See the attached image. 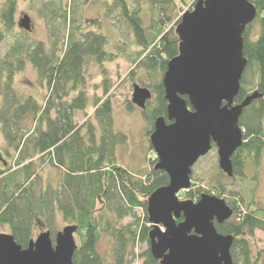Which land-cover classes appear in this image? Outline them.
Wrapping results in <instances>:
<instances>
[{"label":"trees","instance_id":"16d2710c","mask_svg":"<svg viewBox=\"0 0 264 264\" xmlns=\"http://www.w3.org/2000/svg\"><path fill=\"white\" fill-rule=\"evenodd\" d=\"M20 1L30 0H3L0 6V44L6 33L15 27ZM108 1L102 2L106 5L105 17L116 7L132 34V44L138 49L133 54V63L148 73L161 72L163 77L167 63L178 55L179 44L173 28L164 32L165 24L173 20L168 12L175 11L176 6H186L188 0H147L148 27L140 15L141 3L134 7L130 0H112V4ZM248 1L255 6L257 15L243 32V56L247 65L240 80L236 104L249 93L264 91V0ZM60 2H68L75 10L77 3L81 5L87 0ZM45 6L53 18L65 25V42L60 39L59 32L54 31L56 41L47 50L41 41L29 43L12 35L14 43L0 59V130L4 144L0 146V226L8 225L15 242L26 248L33 238L37 221L47 226L54 242L57 231H53L51 225L58 213L63 222L77 229L73 264H130L135 259L133 251L137 244L147 246L139 255L143 264H159L149 249L152 226L146 207L149 196L168 184L167 174L154 169L156 159L152 160L150 170L140 176L116 163L117 143L123 142L125 136L113 130V108L111 98L107 96L109 85L106 82H103L102 97H96L92 102V116L82 124L74 120L75 112H84L87 106L83 90L86 58L94 59L102 67V63L111 57L106 50L107 37L93 32H79L77 36L66 8L52 6L51 2ZM254 23L258 24L259 30L256 38L251 39ZM60 41L62 45L58 47ZM24 59L36 69L40 87L48 91L42 105L34 96L19 95L13 88L15 75L25 65ZM149 86L155 95L145 113L151 133L157 118L166 120L167 102L162 78ZM184 99L190 108L187 98ZM239 127L243 130V144L231 158V179L243 177L246 159L255 162L264 151L263 98L243 109ZM2 153L13 162L14 170ZM46 166L60 173L54 187L49 181L44 188L36 184V180L43 179L41 173ZM218 177H224L220 170ZM211 191L221 197L226 194L220 183L211 187ZM204 192L200 188L191 189L184 197L197 202ZM226 203L232 210L231 218L222 224L214 222V226L218 233L233 236L230 249L233 264H259L251 240L255 231L264 232V211L250 207L240 213L233 204ZM137 210L142 212V218L137 217ZM126 218L131 222L123 225ZM102 235L113 241L111 263L97 251Z\"/></svg>","mask_w":264,"mask_h":264},{"label":"water","instance_id":"95a60500","mask_svg":"<svg viewBox=\"0 0 264 264\" xmlns=\"http://www.w3.org/2000/svg\"><path fill=\"white\" fill-rule=\"evenodd\" d=\"M256 15L248 0H196L175 29L178 55L167 63L162 78L168 123L157 118L149 136L157 160L154 169L169 180L149 196L146 207L152 226L149 249L159 264H233V236L218 233L214 226L232 216L225 200L202 194L192 202L178 195L189 191L192 167L213 146L220 171L233 176L231 158L243 144L239 118L253 101L264 99V91H254L235 103L247 65L243 32ZM18 27L30 32L29 16ZM151 97L148 88L133 85V105L144 110ZM76 230L65 226L54 242L49 230L42 231L26 248L11 234L0 233V264H73Z\"/></svg>","mask_w":264,"mask_h":264},{"label":"rangeland","instance_id":"374dc122","mask_svg":"<svg viewBox=\"0 0 264 264\" xmlns=\"http://www.w3.org/2000/svg\"><path fill=\"white\" fill-rule=\"evenodd\" d=\"M93 1L94 4H93ZM112 0L108 2L110 4ZM194 0H188L187 5L184 7H175V11H169L173 20L165 24L164 32L175 29L181 20L182 15L193 9L191 5ZM51 2L53 6H61L68 10V19L73 23L77 29V36L79 32L87 33L93 32L96 34H103L107 37V52L111 53V57L102 63V67L97 62L87 57L86 65L84 66V79L85 85L83 87L84 93L87 97V106L84 110H78L74 114V120L78 124H82L87 118L92 116L94 107L92 105L93 100L96 97H102L104 91V84L109 85L108 95L111 98L113 113V130L116 133H121L125 136L123 142L117 143L116 148V163L132 171L134 175L140 176L147 173L151 166L152 160L156 159L154 151L149 142V136L151 126L148 123V118L145 115L148 112V105L144 110L136 107L131 103V95L133 85L137 84L142 88H148L151 90V84L156 81H160L161 72L148 73L144 69L137 67V63H133V54L138 52V49L132 44V34L130 33L127 25L120 18L118 9L112 8L108 15L105 17L104 9L105 4L103 0H87L84 4L77 3L75 10L70 8L68 2H60V0H30L18 2L17 11L15 15V27L11 32L6 33L5 39L0 44V59H3L7 51L14 43L12 35H17L18 40H26V42H43L45 48L50 50L51 44L56 41V34L54 31H58L60 39L65 42L67 35H63L65 25L59 19L53 18L46 9V3ZM3 0H0V6ZM130 3L135 7L136 4L141 3V18L144 21L145 26H149V4L147 0H130ZM50 9V8H49ZM61 13V11H59ZM24 15L29 16L31 20V31L21 32L18 27V22ZM254 21V20H253ZM69 26V25H68ZM66 25V27H68ZM259 27L257 23L253 24L251 39L256 38ZM66 34V33H65ZM61 41L58 45L60 47ZM25 60L23 69L19 71L14 77V90L19 95H32L39 104L44 103V99L48 94L45 88L40 87L37 80L36 69L32 66L29 60ZM152 91V90H151ZM153 93V92H152ZM151 93V94H152ZM250 94V93H249ZM74 96V95H72ZM155 95L153 94L152 101L154 102ZM2 104V95H0V106ZM148 114V113H147ZM2 133L0 130V146L2 143ZM1 156L7 160L8 164L12 166L13 170L15 166L4 153ZM0 159V166H1ZM218 156L217 148L215 146L203 157H201L197 163L192 167L191 173V189H202L204 194L216 195L211 191V187L217 186L219 183L225 187L226 194L222 198L231 204H233L237 211L243 213L248 208L259 209L264 211V151L253 162L246 159L243 177H236L231 179L224 173L223 178L218 177ZM58 172L55 170L47 169L41 173L43 179L41 181L36 180L37 186L40 184L42 188L50 181L52 185L56 184V176ZM187 191L180 192L178 198L185 200L184 194ZM238 194V197L235 196ZM221 197V196H219ZM193 202V201H192ZM253 206H250V205ZM58 214V213H57ZM55 215V220L51 225V229L54 231H60L68 224L63 222L60 215ZM137 217L142 218V212L136 211ZM130 218H126L123 221V225L129 224ZM47 226L36 221L33 227V238H35L40 232L45 231ZM0 233L10 234L8 226H0ZM76 243H78V235L74 234ZM113 241L108 237L102 235L97 243V251L108 262H112L111 249ZM253 248V254L258 256L259 264H264V232L255 231L254 237L251 240ZM146 245L137 244L134 248L133 255L135 259L130 264H143V259L139 257L141 253L146 250Z\"/></svg>","mask_w":264,"mask_h":264},{"label":"crops","instance_id":"0c3cea01","mask_svg":"<svg viewBox=\"0 0 264 264\" xmlns=\"http://www.w3.org/2000/svg\"><path fill=\"white\" fill-rule=\"evenodd\" d=\"M3 140V139H2ZM2 143H3V141H2ZM2 146H4V144L2 145ZM46 169H47V172L49 171V170H52L53 168H51V167H49V166H46L45 167ZM45 168H44V170H45ZM53 170H55V169H53ZM56 171V170H55ZM57 172V171H56ZM58 177H60V173H58L57 174V176H56V181L58 180ZM50 182V181H49ZM52 184V183H51ZM56 185V184H55ZM55 185H53V187L55 186ZM57 215H60V214H57ZM60 217H61V215H60ZM62 219V218H61ZM3 226H5V225H3ZM6 226H8V225H6Z\"/></svg>","mask_w":264,"mask_h":264},{"label":"flooded vegetation","instance_id":"af4514ba","mask_svg":"<svg viewBox=\"0 0 264 264\" xmlns=\"http://www.w3.org/2000/svg\"><path fill=\"white\" fill-rule=\"evenodd\" d=\"M149 90H150V89H149ZM150 92L152 93L151 90H150ZM152 97H153V93H152ZM152 97H151V99H150L149 101H147V103H148V102H149V103H150V102L153 103V101H152ZM147 103H146V107H147ZM146 107H145V108H146ZM166 122H167V120H166ZM167 123H168V122H167ZM152 132H153V130H152ZM152 132H151V133H152ZM151 133H150V134H151ZM35 238H36V237H35ZM35 238H34V239H35Z\"/></svg>","mask_w":264,"mask_h":264},{"label":"bare ground","instance_id":"6f19581e","mask_svg":"<svg viewBox=\"0 0 264 264\" xmlns=\"http://www.w3.org/2000/svg\"><path fill=\"white\" fill-rule=\"evenodd\" d=\"M196 2V1H195ZM195 4V3H194ZM194 6V5H193Z\"/></svg>","mask_w":264,"mask_h":264}]
</instances>
